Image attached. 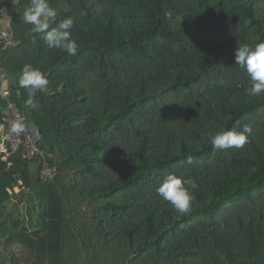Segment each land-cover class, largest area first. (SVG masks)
<instances>
[{
	"label": "trees",
	"instance_id": "trees-1",
	"mask_svg": "<svg viewBox=\"0 0 264 264\" xmlns=\"http://www.w3.org/2000/svg\"><path fill=\"white\" fill-rule=\"evenodd\" d=\"M29 3L0 0L13 30L0 67L40 130L43 164L17 155L9 167L0 152V252L38 256L25 264H264V93H246L234 61L264 41V0H49L57 23L73 18L75 56L28 35ZM25 64L49 80L36 108L18 85ZM244 125L242 148H212L217 131ZM45 164L56 175L43 182ZM169 171L199 185L188 213L156 194ZM16 187L36 193L33 231L21 215L2 220Z\"/></svg>",
	"mask_w": 264,
	"mask_h": 264
},
{
	"label": "clouds",
	"instance_id": "clouds-1",
	"mask_svg": "<svg viewBox=\"0 0 264 264\" xmlns=\"http://www.w3.org/2000/svg\"><path fill=\"white\" fill-rule=\"evenodd\" d=\"M23 22L31 25L28 35L33 40L39 34L40 39L49 48H58L66 51L70 56H75L79 45L72 37L73 18L67 16L58 23L57 10L50 6L49 0H30L28 6L22 12ZM9 35V40L13 35ZM234 61L243 69L250 79V86L246 89L249 96H258L264 93V41L254 45L241 44L234 50ZM18 85L28 90V97L25 100L26 108H36L35 98L38 93L48 91L49 80L44 72L31 64H25L19 75ZM2 126V125H1ZM251 127L244 125L242 131L235 129L217 131L210 137V144L213 149L242 148L251 134ZM1 132V128H0ZM10 134L17 136L28 134L35 141L41 139L39 128L27 122L26 117L18 116L10 125ZM190 162V158H189ZM199 185L191 178H184L175 172L164 173L159 179L156 194L169 203L178 213L184 214L191 210L195 200L194 191Z\"/></svg>",
	"mask_w": 264,
	"mask_h": 264
},
{
	"label": "built area",
	"instance_id": "built-area-1",
	"mask_svg": "<svg viewBox=\"0 0 264 264\" xmlns=\"http://www.w3.org/2000/svg\"><path fill=\"white\" fill-rule=\"evenodd\" d=\"M8 32L0 28V46L8 42ZM0 113L2 115V126L0 132V152L3 155V162L7 163L9 167L13 166L11 163L13 157L21 155L25 161L29 163L42 162V148L41 141H35L28 134H21L19 136L10 134L9 129L11 123L18 117L24 116L27 120V115L20 108L16 101H12V89L9 87L0 90ZM56 172L44 165L40 172V180L43 182L51 181L55 178Z\"/></svg>",
	"mask_w": 264,
	"mask_h": 264
},
{
	"label": "crops",
	"instance_id": "crops-1",
	"mask_svg": "<svg viewBox=\"0 0 264 264\" xmlns=\"http://www.w3.org/2000/svg\"><path fill=\"white\" fill-rule=\"evenodd\" d=\"M11 21H12V19H11L10 15L7 13L6 7H4L3 9H0V27H4V29L7 32H9V34L10 33L13 34V30L11 28ZM0 66H1V50H0ZM16 85H17V81H15L13 78L7 76L4 73V71L1 70V67H0V90L2 88H7V87H9L10 89L13 90L16 87ZM22 194L23 193H20L19 196H21ZM30 195L36 196V193H33V194L30 193ZM30 195H29V199H30ZM14 198H17V197H14ZM37 203L38 202H36L35 204H37ZM32 204L33 203L30 202L29 203V206L26 209H28L30 207H33ZM9 212H10L9 211V208L5 209L4 210V213H3V217H7L8 214H9ZM23 218L24 217H22V219ZM26 218L28 220V226H29L30 230L33 231L34 228H31L30 225H29V216L27 214H26ZM35 223H36V221H35ZM35 225H37V224H35ZM5 238L6 237L3 236L2 237V240H5ZM17 245L18 244H14L13 247H17ZM16 256L18 257V261L19 262H23V263L27 262L28 260L29 261L30 260H34V259H36L38 257L37 255H31V253L28 250H24V249H21L17 253ZM10 257H11V260L10 261H13V260L15 261L16 260V259H14L15 256L14 257L12 256V253H11Z\"/></svg>",
	"mask_w": 264,
	"mask_h": 264
},
{
	"label": "rangeland",
	"instance_id": "rangeland-1",
	"mask_svg": "<svg viewBox=\"0 0 264 264\" xmlns=\"http://www.w3.org/2000/svg\"><path fill=\"white\" fill-rule=\"evenodd\" d=\"M34 182L36 181V178L34 177L33 178ZM21 188L20 187H16L14 189V193H15V196L17 198H15L13 200V203L12 204H9L8 208L12 211L9 212L8 216L7 217H2V220H5V219H12V218H15V217H20V215L24 218H26V208L29 206V195L30 193H34V192H30L32 190L30 189H26L25 192H23V194L21 196H18L17 194H19L21 192ZM12 193V192H11ZM15 206H17V210H19L18 212H13L14 211V208ZM16 210V211H17ZM20 219H22L20 217ZM0 220H1V217H0ZM9 221V220H8ZM12 224V221L9 222V225L11 226ZM4 247V243L1 245ZM16 247H13V246H10V250H5L3 249L4 251L0 252V264H25L23 262H19L18 259H16L15 261H10L9 260V256L11 255V253H13V250H15Z\"/></svg>",
	"mask_w": 264,
	"mask_h": 264
},
{
	"label": "water",
	"instance_id": "water-1",
	"mask_svg": "<svg viewBox=\"0 0 264 264\" xmlns=\"http://www.w3.org/2000/svg\"><path fill=\"white\" fill-rule=\"evenodd\" d=\"M10 35H13V34L10 33ZM44 158L50 164L56 163V157L54 155H51L49 153H44Z\"/></svg>",
	"mask_w": 264,
	"mask_h": 264
}]
</instances>
